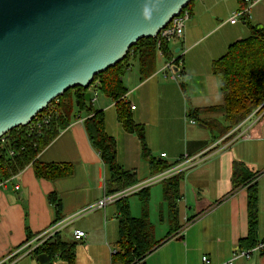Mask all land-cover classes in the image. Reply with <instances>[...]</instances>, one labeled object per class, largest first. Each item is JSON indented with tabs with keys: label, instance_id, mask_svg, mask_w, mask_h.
<instances>
[{
	"label": "crops",
	"instance_id": "obj_1",
	"mask_svg": "<svg viewBox=\"0 0 264 264\" xmlns=\"http://www.w3.org/2000/svg\"><path fill=\"white\" fill-rule=\"evenodd\" d=\"M253 1L258 3L249 6L239 0H194L188 9L191 18L184 38L170 43L174 59L183 54L180 73L173 75L166 70L168 62L160 54L154 75L141 82L138 66L131 62L132 69L124 79L129 90L126 101L130 107H136L132 110L135 122L146 127L153 156L169 164L201 157L195 165L184 166L185 176L176 202L179 232L139 264H206L203 257L208 258L207 264H225L241 252L239 243L249 232L248 188L234 191L236 163L259 176L257 240L264 243V117L254 126L250 121L240 125L228 134L234 133L226 141L225 136L216 139L217 131L212 132L200 121L190 124L188 117L191 109L223 104L220 81L213 74L212 65L226 55L230 46L250 36L242 17L231 23L244 5L249 7L246 16L252 25L264 29V0ZM182 73L185 89L179 78ZM101 96L94 101L95 107L105 112L106 131L117 142L119 165L124 171L136 172L140 183L155 177L141 156L138 138L126 132L119 122L116 104ZM85 118L84 115L62 131L38 156L43 164L70 165L71 176L56 181L39 180L29 166L0 186V264H67L59 257L45 255L9 257L29 234H40L56 221L58 215L48 201L49 195H56L60 202L62 220L107 196L109 169L90 144ZM214 119L224 121L222 115L201 118L205 122ZM241 133L249 138L231 143ZM177 171L175 174L180 170ZM17 185L19 190L15 189ZM163 196V182L150 187L149 218L158 241L164 240L171 230L170 210ZM133 197L136 196L129 198L131 214L140 218L141 203L138 199V214ZM119 224L120 211L115 203L75 220L60 237L77 245L76 264H113L112 257L118 252ZM76 231L85 232L86 237L78 240ZM234 264H264V248L254 252L250 259H236Z\"/></svg>",
	"mask_w": 264,
	"mask_h": 264
},
{
	"label": "trees",
	"instance_id": "obj_2",
	"mask_svg": "<svg viewBox=\"0 0 264 264\" xmlns=\"http://www.w3.org/2000/svg\"><path fill=\"white\" fill-rule=\"evenodd\" d=\"M193 1L188 4L186 10L189 9ZM239 1L244 2V0ZM243 19L250 30V36L230 46L226 55L212 65V72L220 81L223 104L213 108L191 109L188 113V117L192 121H200L212 132L217 131L216 139L231 133L264 104V29L253 26L248 17ZM160 54L166 62L174 61L170 43L162 42L159 45V37L140 40L130 49L122 62L97 75L91 87L70 89L55 99L49 108L38 116L47 118L48 124L42 121L40 125L34 126L35 121H33L29 126L14 129L5 135L0 140V186L29 166L33 167L35 176L39 180L56 181L71 176L73 169L70 165L62 167L57 164H43L38 161V156L62 131L72 123L81 120L84 115L86 116L84 127L90 144L109 169L106 195H115L140 183L136 172L124 171L118 163L117 142L106 131L105 112L96 109L93 99L90 102L85 100V95L89 91L91 92V88H95L94 91L106 96L116 104L119 122L126 132L134 134L138 138L141 156L149 163L154 175L176 167L180 161L176 164H169L158 161L153 156L148 145L146 127L135 122L131 107L126 101L129 90L124 79L132 69L131 62L137 64L140 81L143 82L156 72L157 59ZM182 60L183 56L175 59L174 70L178 69L179 73ZM179 78L182 88L185 89L183 73ZM205 115H222L224 121L223 123L216 119L202 121L201 118ZM184 176L183 172L163 181V198L164 202L168 204L171 219V230L164 240H156L154 227L150 222V187L135 194L141 203L142 215L140 218H134L131 214L130 197L116 203L120 211V224L118 252L112 257L113 264H139L179 232L176 202ZM258 177V175L248 172L242 164L236 163L233 167L234 191L241 187L248 188L249 232L248 237L239 243L241 252L254 249L259 244L257 235L260 194L256 183ZM48 201L54 206L58 215L54 223L61 221L62 217L59 216L61 205L56 195H49ZM35 236L29 234L26 242ZM76 254L77 245L64 242L60 234L33 253L34 256L59 257L67 264H76Z\"/></svg>",
	"mask_w": 264,
	"mask_h": 264
},
{
	"label": "water",
	"instance_id": "obj_3",
	"mask_svg": "<svg viewBox=\"0 0 264 264\" xmlns=\"http://www.w3.org/2000/svg\"><path fill=\"white\" fill-rule=\"evenodd\" d=\"M192 1L0 0V140L70 89L91 87Z\"/></svg>",
	"mask_w": 264,
	"mask_h": 264
},
{
	"label": "built area",
	"instance_id": "obj_4",
	"mask_svg": "<svg viewBox=\"0 0 264 264\" xmlns=\"http://www.w3.org/2000/svg\"><path fill=\"white\" fill-rule=\"evenodd\" d=\"M245 3H247L249 6H253L255 4L258 3V1H253V0H244ZM248 9L249 7H245V9L241 10L239 13L235 14V16L231 19V23L235 24L237 22V19L239 17H247L246 14L248 13ZM191 18V14L188 10L184 9L181 14L172 19V21L169 23V25L163 29L160 34H159V45H161L162 42H166V43H171L174 40H182L184 38L185 35V30H186V26L188 21ZM180 56H183V54H181ZM182 63V61L180 62V64ZM174 66H175V59L174 61L168 62L166 65V70L170 71L173 73V75H176V71L174 70ZM91 93H92V99L94 97V94H98L97 91H94L95 88H91ZM97 98V97H96ZM96 99H94L93 101H95ZM136 107L135 106H131V110H135ZM264 117V104L258 108L246 121H244L241 125H243L244 123L250 121V124L252 126L256 125L257 123H259ZM35 124L34 126L40 125V123L43 121L45 124H48V119L47 118H43V117H37L35 120ZM190 124H195L194 121L190 120L189 121ZM234 133L230 134L227 136L231 137ZM226 136L224 141H226ZM249 136L248 134L245 133H241L238 137H236V139H234L231 143L235 142L236 140L239 139H248ZM162 157H166L165 154L162 155ZM201 159V157H196V158H192V159H186L184 161V159L180 160V163L171 170H168L166 172L160 173L158 175H156L155 177L149 179L148 181H144L143 183H140L134 187H130L120 193H117L115 195L112 196H105L102 200H100L99 202H97L95 205H93L92 207L83 209L81 211H79L78 213L68 217L67 219H63L61 221H58L56 223H54L51 227H49L48 229H46L45 231H43L42 233L36 235L33 239L27 241L23 246L19 247L18 249H16L11 255H10V259L11 258H23L29 255H33L34 251L38 248H40L42 245H44L46 242L48 241H52L53 239L56 238V236H58L59 234L62 233V231L72 222H74L75 220L85 216L87 213H89L92 210H97V209H105L108 205H112L117 203L119 200L134 196L135 194H137L138 192H140L141 190L151 187L155 184L161 183L171 177H173L176 174H179L180 172H184L185 171V165H195L196 163H198V161ZM180 170L179 173L175 174V171ZM178 172V171H177ZM6 183H3L2 186H5ZM16 190L20 189V186H16L15 187ZM75 237L78 240H81L83 238L86 237L85 232L82 231H76L75 233ZM264 248V243H261L259 245H257V247H255L254 249L251 250H246V251H242L239 253H236L233 257V259L225 264H234V261L238 258H245V259H250L252 254L256 251L262 250ZM203 262L204 263H209L208 262V258L207 257H203Z\"/></svg>",
	"mask_w": 264,
	"mask_h": 264
},
{
	"label": "rangeland",
	"instance_id": "obj_5",
	"mask_svg": "<svg viewBox=\"0 0 264 264\" xmlns=\"http://www.w3.org/2000/svg\"><path fill=\"white\" fill-rule=\"evenodd\" d=\"M134 69H136V68H134ZM136 70H137V69H136ZM134 72H135V70H134ZM96 97L98 98V97H102V96H101L100 93H98V94H94L93 100H94V99H97ZM94 104H95V103H94ZM95 105H96V104H95ZM159 187H161V186H159ZM133 198L135 199L134 201H135V203H136V210H138V211H139L138 214H140V208H139V204H138V202H137V201H138V198H137V197H133ZM157 202H158V201H157ZM157 208H158V203H157ZM136 210H135V211H136Z\"/></svg>",
	"mask_w": 264,
	"mask_h": 264
}]
</instances>
